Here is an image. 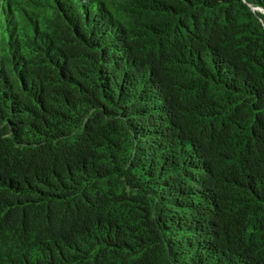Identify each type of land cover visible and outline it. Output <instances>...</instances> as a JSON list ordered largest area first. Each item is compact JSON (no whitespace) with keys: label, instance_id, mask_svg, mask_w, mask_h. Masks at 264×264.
Instances as JSON below:
<instances>
[{"label":"trees","instance_id":"16d2710c","mask_svg":"<svg viewBox=\"0 0 264 264\" xmlns=\"http://www.w3.org/2000/svg\"><path fill=\"white\" fill-rule=\"evenodd\" d=\"M0 19V264H264V0H27Z\"/></svg>","mask_w":264,"mask_h":264},{"label":"rangeland","instance_id":"374dc122","mask_svg":"<svg viewBox=\"0 0 264 264\" xmlns=\"http://www.w3.org/2000/svg\"><path fill=\"white\" fill-rule=\"evenodd\" d=\"M20 4H21V8L23 9H28L27 7V0H19ZM7 11L11 12V20H15L16 17L18 16V12H17V7L15 5V0H0V19L4 22V27L5 24L8 25L9 23L5 20V18L7 17ZM1 41V38H0Z\"/></svg>","mask_w":264,"mask_h":264}]
</instances>
